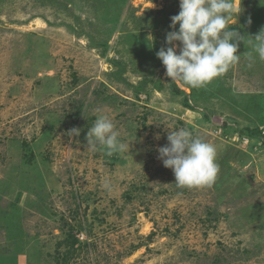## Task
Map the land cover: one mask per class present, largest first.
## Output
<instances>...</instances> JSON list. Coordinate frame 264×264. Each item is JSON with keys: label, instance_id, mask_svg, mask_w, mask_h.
I'll return each instance as SVG.
<instances>
[{"label": "rangeland", "instance_id": "1", "mask_svg": "<svg viewBox=\"0 0 264 264\" xmlns=\"http://www.w3.org/2000/svg\"><path fill=\"white\" fill-rule=\"evenodd\" d=\"M240 10L238 62L188 90L156 56L179 0H0V264H264V0ZM99 114L129 149L87 148ZM179 129L210 186L158 158Z\"/></svg>", "mask_w": 264, "mask_h": 264}, {"label": "clouds", "instance_id": "2", "mask_svg": "<svg viewBox=\"0 0 264 264\" xmlns=\"http://www.w3.org/2000/svg\"><path fill=\"white\" fill-rule=\"evenodd\" d=\"M240 6L241 0H179L180 11L171 17L173 30L166 34L168 47H161L156 53L172 82L180 81L188 90L198 89L238 62L239 42L245 43L244 36L229 29L227 20L232 15L239 16ZM251 37L253 51L264 61V28ZM248 59L250 62L255 59L251 52ZM80 131L74 127L68 135L78 136ZM86 140L87 148L93 151L99 148L107 156L129 149V144L121 142L120 133L106 114L96 117ZM167 140L168 144L158 149V158L164 167L172 169L178 188H199L214 183L219 165L212 144L188 129L170 130ZM104 186L108 187L107 182Z\"/></svg>", "mask_w": 264, "mask_h": 264}, {"label": "bare ground", "instance_id": "3", "mask_svg": "<svg viewBox=\"0 0 264 264\" xmlns=\"http://www.w3.org/2000/svg\"><path fill=\"white\" fill-rule=\"evenodd\" d=\"M38 24H44L43 22H41V21H38Z\"/></svg>", "mask_w": 264, "mask_h": 264}, {"label": "trees", "instance_id": "4", "mask_svg": "<svg viewBox=\"0 0 264 264\" xmlns=\"http://www.w3.org/2000/svg\"><path fill=\"white\" fill-rule=\"evenodd\" d=\"M252 133V132H251Z\"/></svg>", "mask_w": 264, "mask_h": 264}]
</instances>
